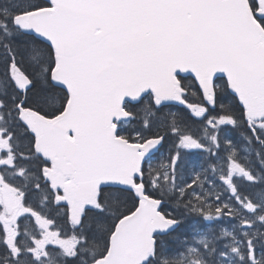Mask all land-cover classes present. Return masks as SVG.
<instances>
[{
    "label": "snow or ice",
    "instance_id": "obj_1",
    "mask_svg": "<svg viewBox=\"0 0 264 264\" xmlns=\"http://www.w3.org/2000/svg\"><path fill=\"white\" fill-rule=\"evenodd\" d=\"M0 264H264V0H0Z\"/></svg>",
    "mask_w": 264,
    "mask_h": 264
}]
</instances>
